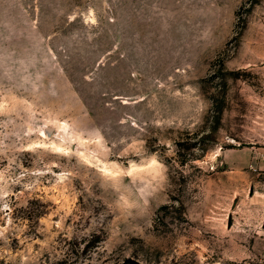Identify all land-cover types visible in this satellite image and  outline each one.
I'll return each instance as SVG.
<instances>
[{
	"label": "rangeland",
	"instance_id": "374dc122",
	"mask_svg": "<svg viewBox=\"0 0 264 264\" xmlns=\"http://www.w3.org/2000/svg\"><path fill=\"white\" fill-rule=\"evenodd\" d=\"M263 218L264 0H0V264H264Z\"/></svg>",
	"mask_w": 264,
	"mask_h": 264
},
{
	"label": "water",
	"instance_id": "95a60500",
	"mask_svg": "<svg viewBox=\"0 0 264 264\" xmlns=\"http://www.w3.org/2000/svg\"><path fill=\"white\" fill-rule=\"evenodd\" d=\"M51 130V127H47L46 128V131L47 132H50ZM123 264H126V263H130V264H140V261H138L137 259L133 258V257H126L124 258V260L122 261Z\"/></svg>",
	"mask_w": 264,
	"mask_h": 264
},
{
	"label": "crops",
	"instance_id": "0c3cea01",
	"mask_svg": "<svg viewBox=\"0 0 264 264\" xmlns=\"http://www.w3.org/2000/svg\"><path fill=\"white\" fill-rule=\"evenodd\" d=\"M253 163H254V161H252V163H251L252 166H253ZM263 221H264V218H263Z\"/></svg>",
	"mask_w": 264,
	"mask_h": 264
},
{
	"label": "built area",
	"instance_id": "2783aa9c",
	"mask_svg": "<svg viewBox=\"0 0 264 264\" xmlns=\"http://www.w3.org/2000/svg\"><path fill=\"white\" fill-rule=\"evenodd\" d=\"M250 167H253V166L250 164Z\"/></svg>",
	"mask_w": 264,
	"mask_h": 264
}]
</instances>
